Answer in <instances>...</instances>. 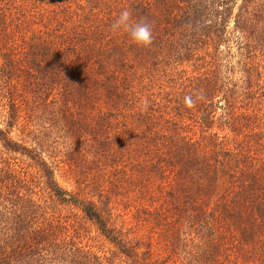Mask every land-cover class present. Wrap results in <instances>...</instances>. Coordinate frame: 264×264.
Instances as JSON below:
<instances>
[{
	"label": "trees",
	"instance_id": "trees-1",
	"mask_svg": "<svg viewBox=\"0 0 264 264\" xmlns=\"http://www.w3.org/2000/svg\"><path fill=\"white\" fill-rule=\"evenodd\" d=\"M19 1L13 12L0 0V147L38 175L0 159V264H264V0ZM126 8L152 23L150 48L111 31ZM231 44L247 61L242 93L215 57ZM200 59L191 74L176 67ZM19 120L20 141L8 136ZM46 124L117 168L129 225L147 227L155 247L113 227L85 176L68 190L44 151L25 146L44 145L34 128ZM85 222L107 255L81 241Z\"/></svg>",
	"mask_w": 264,
	"mask_h": 264
},
{
	"label": "rangeland",
	"instance_id": "rangeland-1",
	"mask_svg": "<svg viewBox=\"0 0 264 264\" xmlns=\"http://www.w3.org/2000/svg\"><path fill=\"white\" fill-rule=\"evenodd\" d=\"M19 0H11V6L13 12L15 10V6L19 3ZM37 7L31 8L33 15L39 17L44 10V6L42 5L41 1H35ZM35 10V11H34ZM38 10L39 12H37ZM16 17V16H15ZM30 21L32 20L35 22L34 18L29 17ZM19 19L16 18L17 24L20 25ZM21 26V25H20ZM24 27V26H21ZM51 27V26H50ZM53 28V27H51ZM22 33L15 34L14 37L16 38L17 43H21L22 40ZM30 32L26 33L28 36ZM217 51L216 59L220 64V68L223 73L228 76V79L233 80L237 84V88L239 93H242V83H243V66L247 63L245 57L240 55V52L237 51L233 45L231 44L228 50V47L221 45ZM201 54V53H200ZM201 57V56H200ZM204 60H196L193 62H183L182 64H178L176 67L178 70H182L184 72H188V74L192 73L194 69L201 70L200 66H203ZM214 63V59L209 61V64ZM264 79V77H263ZM263 80L260 82L262 86L260 90H263ZM262 104L264 105V95L261 96ZM242 102V100L240 99ZM239 102V99H238ZM240 102V103H241ZM239 106V104H237ZM237 106V107H238ZM242 106V105H240ZM7 116V111L4 106H0V128L5 127V120ZM22 120H19L18 126H15L9 130L8 136L12 139L19 140L26 139L24 137V133L21 131V124ZM24 123V122H23ZM33 124L38 125L40 122H33ZM48 126V124H46ZM34 128V126H33ZM48 132L46 134H42V132H38L37 129L34 128V131L38 133L43 140L44 145H38L33 143L31 140L27 139L26 145L28 148H35L37 150H43V156L48 159L49 163L54 167V175L56 180L59 184L68 189H73V182L78 179L84 180V183L87 184L88 189L95 188L96 195H101L106 201V209H108V217L113 225V227H120L122 226L123 232H127V228L131 227L133 230L129 235L131 237H143L146 243L151 244L155 247L154 236H152L153 240H148V237L151 235L148 233V228L144 227L141 229L139 226L137 228H133L129 225V214L126 208L124 207L125 202H127V198L122 195H116L118 191V187L116 190H113V185L118 184L119 188L121 189V183L115 179L118 175L122 176L121 174L117 173L115 175L117 168L109 169L105 168L101 165V163H97L96 161H92L94 159L88 153H90V147L88 145H84L77 141L76 143L72 140L66 139L60 132H55L52 127L48 126ZM23 131H26L23 129ZM30 141V142H29ZM252 149V148H251ZM75 150V151H74ZM73 151L74 153H71ZM142 151V150H141ZM252 150L249 151L247 154L251 157ZM143 153V151H142ZM247 157V156H245ZM0 159L1 161L8 162L11 165V168L15 170H19V173H23L22 176L27 175V178L32 176H37L38 172L31 164L32 161L28 156L21 155V154H12L6 153L0 147ZM84 159V163H83ZM130 158L128 157L127 160ZM143 159L141 158L138 161V164L141 163ZM80 162V165L77 164ZM85 171V174L84 172ZM114 176V177H113ZM112 177V178H110ZM91 193L88 192V195ZM85 229L82 231L83 239L81 240L83 243H86L91 246V248L96 251L99 255H103L104 252L106 255L108 254V250L113 248L111 244L105 239L102 235L98 233L96 228L85 222ZM155 250V249H154ZM157 252V250H156ZM126 264V263H122Z\"/></svg>",
	"mask_w": 264,
	"mask_h": 264
},
{
	"label": "clouds",
	"instance_id": "clouds-1",
	"mask_svg": "<svg viewBox=\"0 0 264 264\" xmlns=\"http://www.w3.org/2000/svg\"><path fill=\"white\" fill-rule=\"evenodd\" d=\"M111 31L126 32L131 40L140 47L150 48L154 42L152 23L146 17L134 20L132 11L127 8L123 9L115 18L111 25ZM142 103L146 110L148 105L147 100L142 101ZM184 103L189 108L195 105V101L191 95L184 97Z\"/></svg>",
	"mask_w": 264,
	"mask_h": 264
}]
</instances>
